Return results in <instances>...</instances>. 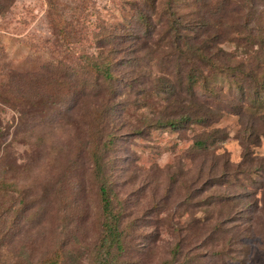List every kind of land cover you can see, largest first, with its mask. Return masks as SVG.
<instances>
[{"label":"rangeland","instance_id":"obj_1","mask_svg":"<svg viewBox=\"0 0 264 264\" xmlns=\"http://www.w3.org/2000/svg\"><path fill=\"white\" fill-rule=\"evenodd\" d=\"M146 1L0 0V237L11 236L0 264L58 253L60 264H97L114 215L116 264H160L179 244L181 264L191 246L189 264H264V94L230 93L227 71L179 47L192 39L216 64L243 61L263 79L264 18L244 27L263 1L255 11L243 0ZM219 6L226 30L242 29L238 42L181 37ZM103 63L112 82L90 71ZM192 63L207 76L196 95L179 72ZM184 115L205 120L156 124Z\"/></svg>","mask_w":264,"mask_h":264},{"label":"trees","instance_id":"obj_2","mask_svg":"<svg viewBox=\"0 0 264 264\" xmlns=\"http://www.w3.org/2000/svg\"><path fill=\"white\" fill-rule=\"evenodd\" d=\"M173 1L176 0H172ZM209 1H213V0H208L206 5H208L210 2ZM242 0H240L241 2ZM246 4L250 5L252 11H255V7L263 1V9H262V16L260 18H253L250 17V20H248V22L244 25V27H247L248 23H252L253 21L257 22L261 19L264 18V0H243ZM152 2V1H151ZM146 4L148 7H150L151 3L150 1H146ZM219 3H217L216 5H218ZM146 5H144V7H147ZM205 6V4H204ZM154 7V6H153ZM241 7H235L233 8V11L235 12H240L241 11ZM146 8H142V19H145L147 17H149V14L146 12ZM154 11H156L155 7H154ZM219 11H220V6H219ZM218 10H215L213 12V14L218 15L217 18H211L208 17L207 15H201L199 16V20L198 21H194L193 23L189 24V27H187V33L186 34H182L181 33V37L186 38V37H191L193 39L199 40L200 36L203 34V32H211V33H216L214 34L212 37H210L208 39L209 40H215L218 41L220 38L223 37V39L228 38V36L230 35V39L234 42L235 40L238 42L239 41V34L238 31H241L242 29L239 28H235L233 31L229 32L226 30L225 27H228L226 25H224L223 23H220V17L222 18L223 13H226V15L229 17V15L227 14L228 12H230V10L228 8H224L222 13L221 11L219 12ZM217 21V23L215 24H219V27L221 28V30H217L214 29L212 27L213 21ZM179 23V21H178ZM223 25V26H221ZM206 26V29H201L202 27ZM174 28H176V26H172ZM231 28V27H230ZM190 31H194V34H192ZM212 30V31H210ZM189 33V34H188ZM234 33H237L236 35ZM229 39V38H228ZM250 43L248 46V49L246 50V54L249 55L251 57V52L254 51L256 52L257 50H253V45H256V41L257 38L253 37L252 34L248 35V37L246 38ZM192 39H186L184 42H182L181 44H179V47L182 49L183 53H188V51L192 52V54L194 55V57L196 59H198L201 63L207 64L208 66H211L212 68L209 69L208 72H212L215 69L217 70H221V71H227L228 72V78L227 80H229L230 82L226 83L227 86H229V91L230 93L232 92V90L237 89L239 90V92L242 94V97H248L250 95H255L258 98H262L263 96H260L261 94L263 95L264 93H262L264 91V77L263 79L259 78L258 74H256V69L255 68H251L250 70H246L244 66H247L246 63L244 65V62L241 61L238 64H235L233 66H225L222 64H216L214 60H211L210 58H215L212 55H209L206 53L205 51V47L202 45L201 47H194L191 46L192 44L189 42H192ZM189 46H187V44ZM261 51H263V48H260ZM264 54V51H263ZM254 58V57H253ZM214 67V68H213ZM191 69L188 70L187 73H183L182 68H179V72L182 75V78L184 79L182 82V85L184 86L185 83H187V87L184 88L185 92L187 94L192 93L193 94H197V91L195 90V88L200 84L202 79H205L207 76H202L203 75V69L200 68L197 64L192 63L191 64ZM62 68L60 66H58L55 71L53 69H51L50 75L51 76H59L61 74H59L58 72H61ZM91 72H93L94 74H101L104 76L105 79H107L108 82H112L113 79V69L110 68V65L107 63H103V64H95L92 65V69L90 70ZM99 72V73H98ZM163 80L167 81L166 78H163ZM168 82V81H167ZM55 84V83H54ZM113 86V85H110ZM203 88H206L205 86H203ZM252 90L255 91L256 94H250L252 92ZM176 95H179V92H176ZM166 99H169L168 97ZM177 102V101H176ZM254 105L256 104V102H253ZM179 107V106H178ZM205 118L204 117H200L198 119L195 118H191L188 115H184V116H180L178 119H171L168 120L167 122H162V121H157L156 124H168V125H174L175 127H177L178 124H181L183 121L184 122H204ZM216 139L211 140V143H215ZM208 142L205 140H201L198 142V144L201 147L207 146ZM102 191L103 193L106 192V189L104 187H102ZM106 203H107V199H106ZM201 202H199L198 204H196L197 206L200 207ZM107 206V205H106ZM108 208V206H107ZM108 212L111 213L110 209H107ZM109 214V213H108ZM194 217H191L189 219L186 220V224L193 219ZM196 232V231H195ZM10 232L8 231V233H4L3 236L0 237V239L2 240H6L8 237H11ZM123 233L122 230L120 228V221L118 219V217L116 215H114L112 218H110L107 222H105L104 224V232L103 235L100 239V242L98 243V256L96 259V263L97 264H116L114 263L115 257H116V251L120 250L122 248V244H121V239H122ZM13 245V241L11 240L10 246ZM190 246V245H188ZM196 247V245H195ZM173 252H171L170 254H172V257L170 258L169 261H163L160 264H181L182 262V246L179 244L178 246H176L173 250ZM195 252V248L194 246H191L187 249V253L190 255V257L188 259H190L188 261L187 264H189L191 262V260L193 259V262L196 261V254ZM60 259H61V255L58 253L54 258L52 259H48L46 260L43 264H60Z\"/></svg>","mask_w":264,"mask_h":264}]
</instances>
